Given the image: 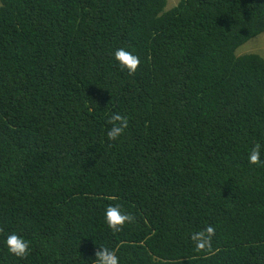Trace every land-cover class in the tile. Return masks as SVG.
<instances>
[{
  "label": "trees",
  "instance_id": "trees-1",
  "mask_svg": "<svg viewBox=\"0 0 264 264\" xmlns=\"http://www.w3.org/2000/svg\"><path fill=\"white\" fill-rule=\"evenodd\" d=\"M170 1L0 0V264H264V0Z\"/></svg>",
  "mask_w": 264,
  "mask_h": 264
},
{
  "label": "clouds",
  "instance_id": "clouds-1",
  "mask_svg": "<svg viewBox=\"0 0 264 264\" xmlns=\"http://www.w3.org/2000/svg\"><path fill=\"white\" fill-rule=\"evenodd\" d=\"M113 59L121 69H126L129 75L134 74L140 64V58L125 48H118L113 54ZM108 123L111 127L108 129L106 135L110 141L118 140L128 127L127 118L118 113L112 115ZM260 156L261 149L260 146L257 145L249 152V163L259 164ZM132 220L133 217L131 214L122 211L118 204H109L104 209V222L108 229L113 232H120L125 224L131 223ZM214 234L215 229L212 226H208L202 231L193 233L191 235V240L194 242L197 250H204L210 246V241ZM3 243L7 252L20 260L25 259L31 252V242L16 233L6 235ZM94 261L95 264H120L119 257L116 255L115 250H111L107 247H100V250L95 254Z\"/></svg>",
  "mask_w": 264,
  "mask_h": 264
},
{
  "label": "rangeland",
  "instance_id": "rangeland-1",
  "mask_svg": "<svg viewBox=\"0 0 264 264\" xmlns=\"http://www.w3.org/2000/svg\"><path fill=\"white\" fill-rule=\"evenodd\" d=\"M175 1L177 0L170 1L169 5ZM245 53H255L264 59V32L249 39L244 44L239 46L235 51L237 56L243 55Z\"/></svg>",
  "mask_w": 264,
  "mask_h": 264
}]
</instances>
